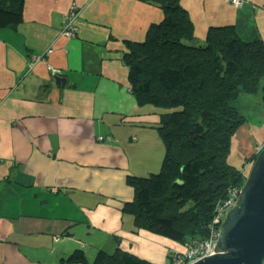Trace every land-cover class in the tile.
<instances>
[{"label": "crops", "instance_id": "1", "mask_svg": "<svg viewBox=\"0 0 264 264\" xmlns=\"http://www.w3.org/2000/svg\"><path fill=\"white\" fill-rule=\"evenodd\" d=\"M240 1L180 4L200 44L210 28L226 26L244 42L264 43V0ZM73 8L79 34L69 38L63 28ZM163 17L140 0H25L23 23L0 30V264H72L75 251L93 261L117 245L163 264L181 250L133 233L122 212L135 198L127 178L157 173L164 155L154 132L161 112L137 105L122 55ZM244 114L230 159L237 169L264 146V115Z\"/></svg>", "mask_w": 264, "mask_h": 264}, {"label": "trees", "instance_id": "2", "mask_svg": "<svg viewBox=\"0 0 264 264\" xmlns=\"http://www.w3.org/2000/svg\"><path fill=\"white\" fill-rule=\"evenodd\" d=\"M140 1L164 17L149 28L143 43L126 42L122 61L137 105L161 112L154 129L164 155L159 172L127 178L135 198L122 212L132 217L133 233L165 238L181 252L188 241L209 236L229 191L245 183L244 166L230 163L233 139L246 122L235 103L260 92L264 104V43L244 42L234 27L226 26L210 28L200 44L181 0ZM24 3L0 0V30H16L23 23ZM78 34L77 29L74 38ZM256 157L248 160L254 163ZM67 262L154 264L118 245L113 252L100 250L91 263L82 251Z\"/></svg>", "mask_w": 264, "mask_h": 264}, {"label": "water", "instance_id": "3", "mask_svg": "<svg viewBox=\"0 0 264 264\" xmlns=\"http://www.w3.org/2000/svg\"><path fill=\"white\" fill-rule=\"evenodd\" d=\"M256 156L237 204L221 226L216 253L195 264H264V146Z\"/></svg>", "mask_w": 264, "mask_h": 264}, {"label": "built area", "instance_id": "4", "mask_svg": "<svg viewBox=\"0 0 264 264\" xmlns=\"http://www.w3.org/2000/svg\"><path fill=\"white\" fill-rule=\"evenodd\" d=\"M227 1L233 4L235 7L242 6V2L240 0ZM76 13V9L73 8L65 18L63 35L69 38H74L77 33V29L73 25L75 17L77 16ZM252 166V162H250V164L246 163L244 165L243 174L246 178L250 173ZM242 187L243 186H241V188L234 187L229 191V197L225 201L224 206L218 208L217 212L215 213L210 227V234L207 238L188 241L184 245L183 251L170 253L169 259H167L163 264H195L205 257L214 255L216 253L214 249L219 243L221 226L225 221L228 212L237 204ZM54 240L58 241L59 238L55 237Z\"/></svg>", "mask_w": 264, "mask_h": 264}, {"label": "rangeland", "instance_id": "5", "mask_svg": "<svg viewBox=\"0 0 264 264\" xmlns=\"http://www.w3.org/2000/svg\"><path fill=\"white\" fill-rule=\"evenodd\" d=\"M39 59H35L31 62V67L35 66L36 62H38ZM129 93L132 94L131 92V88L129 87ZM249 100H251L252 102L256 101V104L255 105H252V106H248V105H244V104H241L239 101L236 104L237 108L239 109V111L243 114V116L245 115L244 113L247 111L249 113H251L250 116H253V115H257V116H260L261 114L264 115V104H262L261 102V93L259 92L257 95H253V96H248ZM241 99V98H240ZM259 104V105H257ZM249 116V117H250ZM155 134H156V130H154ZM161 144H162V140H161ZM156 155L153 154V157H155ZM160 157H161V149H160ZM247 164H250V161L249 160H246L245 161ZM162 163V161H161ZM245 164H243L244 166ZM160 171V169L158 170V172ZM127 216V218H132L131 216L129 215H125ZM92 260L89 261V263H91Z\"/></svg>", "mask_w": 264, "mask_h": 264}, {"label": "clouds", "instance_id": "6", "mask_svg": "<svg viewBox=\"0 0 264 264\" xmlns=\"http://www.w3.org/2000/svg\"><path fill=\"white\" fill-rule=\"evenodd\" d=\"M262 148H263V147H262ZM262 148L260 149V151L262 150ZM260 151H259V152H260ZM259 152H258V153H259ZM258 153H257V154H258ZM257 154H256V155H257ZM256 155H255V156H256ZM253 164H254V163H253ZM168 259H169V256H168Z\"/></svg>", "mask_w": 264, "mask_h": 264}]
</instances>
